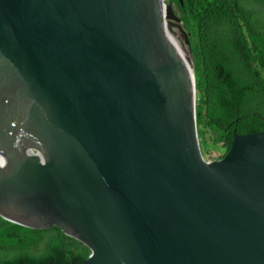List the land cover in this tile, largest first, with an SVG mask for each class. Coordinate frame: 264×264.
Segmentation results:
<instances>
[{
  "label": "water",
  "instance_id": "water-1",
  "mask_svg": "<svg viewBox=\"0 0 264 264\" xmlns=\"http://www.w3.org/2000/svg\"><path fill=\"white\" fill-rule=\"evenodd\" d=\"M0 217L83 264H264V131L203 158L180 0H0Z\"/></svg>",
  "mask_w": 264,
  "mask_h": 264
},
{
  "label": "trees",
  "instance_id": "trees-1",
  "mask_svg": "<svg viewBox=\"0 0 264 264\" xmlns=\"http://www.w3.org/2000/svg\"><path fill=\"white\" fill-rule=\"evenodd\" d=\"M198 82L200 146L227 155L236 135L264 131V0H180ZM89 248L58 228L0 217V264H83Z\"/></svg>",
  "mask_w": 264,
  "mask_h": 264
},
{
  "label": "rangeland",
  "instance_id": "rangeland-1",
  "mask_svg": "<svg viewBox=\"0 0 264 264\" xmlns=\"http://www.w3.org/2000/svg\"><path fill=\"white\" fill-rule=\"evenodd\" d=\"M210 136L211 135H206L205 136V141L206 144L201 147V151H202V156L203 158L206 160L210 159V158H215V157H219V155H223L224 154V150L223 149H219V147H217L214 143L213 140H210Z\"/></svg>",
  "mask_w": 264,
  "mask_h": 264
},
{
  "label": "clouds",
  "instance_id": "clouds-1",
  "mask_svg": "<svg viewBox=\"0 0 264 264\" xmlns=\"http://www.w3.org/2000/svg\"><path fill=\"white\" fill-rule=\"evenodd\" d=\"M225 156H226V155L223 154L222 156L219 155V157H215L214 159H213V158H210V159H208V160L206 159L205 161L208 162V163H210V162H214V161H217V160H221V159H223Z\"/></svg>",
  "mask_w": 264,
  "mask_h": 264
}]
</instances>
